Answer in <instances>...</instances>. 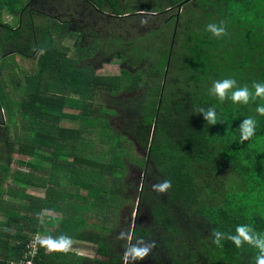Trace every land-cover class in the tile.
<instances>
[{
    "label": "trees",
    "instance_id": "obj_1",
    "mask_svg": "<svg viewBox=\"0 0 264 264\" xmlns=\"http://www.w3.org/2000/svg\"><path fill=\"white\" fill-rule=\"evenodd\" d=\"M36 1L0 0V68L6 58L13 66V56L29 59L42 51L24 84L17 81V100L0 72V124L7 126L4 114L12 127V134L3 132L0 138V264L25 259L49 264L51 257L63 254L51 249V242L66 240L93 244L96 255L106 260L55 264H256L258 249L247 243L237 248L227 237L236 235L237 226L249 227L257 239L264 236V116L256 112L264 100L220 102L209 89L226 78L252 91L254 82L264 84V0H84L112 20L107 30L117 28V33L85 49L75 47L76 58L58 45L66 28L39 13ZM3 11L14 18V26L2 22ZM221 23L226 35L206 30L208 24ZM100 47L104 56L120 58L125 65L119 76L95 75L84 61ZM131 90L141 92L113 97L108 104L120 110L124 130L143 158L113 135L108 125L113 108L95 101L99 92ZM199 108H215L217 123L208 124ZM62 110L79 112L77 129L58 127ZM249 117L257 121L256 131L241 143L239 125ZM84 133L99 141H85ZM99 147L103 151L97 153L111 159L93 157ZM12 153L29 171H13L11 181L43 188L41 198L19 187L3 188ZM128 164L142 175L133 197L122 183ZM164 180L171 187L154 191L153 185ZM3 193L30 205L3 200ZM135 200L133 225L116 228L108 216ZM40 209L60 214L52 230L58 239L37 243V253L25 255L28 240H15L20 229L15 224L36 222ZM142 212L148 225L139 218ZM214 229L221 233L223 247L213 243ZM148 246L146 257H134L132 248Z\"/></svg>",
    "mask_w": 264,
    "mask_h": 264
},
{
    "label": "rangeland",
    "instance_id": "obj_2",
    "mask_svg": "<svg viewBox=\"0 0 264 264\" xmlns=\"http://www.w3.org/2000/svg\"><path fill=\"white\" fill-rule=\"evenodd\" d=\"M76 1L77 0H71L70 2L66 0H38L35 2V7L39 13L46 14L45 16L56 18L57 21H59V25L66 28V33H64L62 35V38L58 40V45L60 48L67 50V56L70 58H76L78 54L75 47L79 49H85L92 43L97 44L98 39H104L108 37L107 34L112 32L117 33L115 31L117 28L112 29L111 27H109L107 30L106 25L110 24L112 20L108 18L105 19L106 16H104L100 12H97L96 10H93L90 7V4L86 3L84 0H79V2ZM1 20L2 22L9 24L10 26L15 25L14 18L8 15L5 11H3L1 15ZM40 21L44 22L46 20H43V18H41ZM169 25L174 26V24L172 23H169ZM90 34L93 36L91 37ZM94 35L96 36V38H94ZM76 38H78V43L77 45H74ZM98 51L100 52H95L93 54L88 52V56L84 59V61L87 62L86 64H88V66L91 65L93 73L95 75L104 77H117L120 75L121 69H126L125 65L120 61V58L112 57L110 55L104 56L101 53L102 51H104L102 47H100ZM40 52H42L40 49L36 50L34 56L29 59H22L13 56L11 59L14 62L13 66L11 65V61L9 58L3 60V68H0V72L3 76V82L7 83L10 92H13L11 94L12 99L17 100L18 98L17 81H19L20 84H24V77L30 75L34 70L36 57L38 54H40ZM78 67H80L79 61H77L76 64V68ZM140 92V90H131V92H121L116 93V95H112L106 92H99L95 98V101L103 104L108 109L113 108L115 115L112 116L108 121V125L112 128L113 135L118 136L121 141L128 143L132 147L131 153H133V155H138L139 157L143 158L144 152L137 146L136 142L124 130L123 116L120 113V110L117 107H110V105L108 104V101L113 97L114 99H121L124 97L128 98L129 96L131 97L132 94H140ZM77 113L79 112L76 110H62L57 122L58 127L77 129L79 127V120L77 119L76 115ZM3 120H5V122L7 123V126H5L3 123L0 124V138H2L4 134L3 132H9V134H12V127L8 123L7 116H5L4 114ZM17 130L20 131V128H17ZM83 138H85V133L83 134ZM85 141L98 142L99 139H97V136L94 137L93 134H88L85 138ZM98 151L103 150L100 147L97 148V150H95L92 154L94 155L93 157L102 158L105 160L111 159L112 156L104 152L97 153ZM6 164L8 166V171L3 183V188L12 189L19 187V189H24V194L26 195L38 198H41L43 196V188L41 187H31L27 184L18 185L17 182L15 183L14 181H11L9 175L13 171L21 170L22 172L24 171V173H28L29 171L28 169H26L23 161L20 160L16 153H12L10 155ZM34 176L44 177V175L38 173H34ZM126 176L127 177H125L124 180L122 179V183L125 185L128 184V188L130 187L131 189L126 191V195H130V197L136 196V186L139 187L142 180L141 173L139 170L135 169V166L128 164V170L126 169ZM77 192L80 195H85V191L82 189H79ZM2 199L14 201L16 204L25 202L24 199H17L5 193L2 194ZM25 203L29 204L28 201H26ZM136 205V200L133 202L126 201L120 206L117 215L110 214L108 218L111 217L113 219L112 222H116V228L118 229L124 228V226L128 223L133 225L134 220L137 216L133 207L137 208ZM38 208H40V206ZM132 209L133 212L131 213ZM21 214L24 215L25 212L22 211ZM59 216V213L40 209L36 218V222L17 220L15 226L20 227V229L19 237L15 240H22L26 238L28 240V244L30 240H37V243H50L52 240L58 239L57 236L52 235V230L53 227L55 228L58 226L57 219L59 218ZM139 218L143 224H149V217L145 212H142ZM110 225L111 223H109L108 226ZM40 230L43 231L44 234L39 233ZM14 231H16V228L14 226H11L8 232L13 234ZM63 244L64 248L61 249L57 247L56 249H54L55 251H59L63 254H59L60 256L51 257L48 260L49 264H55V262L58 263L62 262L63 260L66 261L76 258H78L80 261H82L83 258H97L106 260L100 256H97L95 253V246L88 242L66 240V242H64ZM33 250L34 252L30 253L32 256L37 253L36 249ZM47 253L48 249L46 248L44 250V254ZM134 264L143 263L139 262Z\"/></svg>",
    "mask_w": 264,
    "mask_h": 264
},
{
    "label": "clouds",
    "instance_id": "obj_3",
    "mask_svg": "<svg viewBox=\"0 0 264 264\" xmlns=\"http://www.w3.org/2000/svg\"><path fill=\"white\" fill-rule=\"evenodd\" d=\"M206 30L211 32L216 37L227 34L222 23L221 25L208 24L206 26ZM252 89H254V91L250 90L247 85L243 87L237 86L236 80L226 78L223 80L215 81L211 89H209V94L216 97L220 102H224L225 100L230 99L235 104L244 105L250 103V98L252 102H255L257 98L264 100V84L254 82L252 84ZM197 111L204 114V118L208 122V124L217 123L215 108H209L207 111H205L204 108H199ZM256 112L260 116H264V106L258 105L256 107ZM256 126L257 121L251 117L246 118L242 121V123L239 125L241 133V143L249 140L255 134ZM170 187L171 182L168 180H164L162 182L154 184L153 190L159 193H164ZM213 235L216 237V239L213 240V243L218 247H223L220 240L221 233L214 229ZM227 238L232 241L237 248H240L244 243L254 246V248L259 250V255L254 257V259L256 260V264H264V236L257 239L256 234L252 233V230L249 227L237 226L236 235H232ZM60 240L63 241L64 238L61 237ZM50 247L51 249H56L57 247L62 249L64 248V244L58 243L57 241H52ZM150 250L151 246L131 249L134 257L139 259H143L144 257H146Z\"/></svg>",
    "mask_w": 264,
    "mask_h": 264
},
{
    "label": "built area",
    "instance_id": "obj_4",
    "mask_svg": "<svg viewBox=\"0 0 264 264\" xmlns=\"http://www.w3.org/2000/svg\"><path fill=\"white\" fill-rule=\"evenodd\" d=\"M37 240H30L28 244L25 245V249H27V252H25V255L32 256L30 253L34 252L33 249H36ZM9 264H31L28 259H25L24 261L19 260L17 262H10Z\"/></svg>",
    "mask_w": 264,
    "mask_h": 264
}]
</instances>
